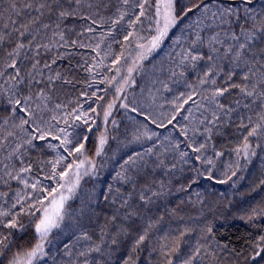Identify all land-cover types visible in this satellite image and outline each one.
<instances>
[{"label": "snow or ice", "instance_id": "1", "mask_svg": "<svg viewBox=\"0 0 264 264\" xmlns=\"http://www.w3.org/2000/svg\"><path fill=\"white\" fill-rule=\"evenodd\" d=\"M0 264H264V0H0Z\"/></svg>", "mask_w": 264, "mask_h": 264}, {"label": "trees", "instance_id": "2", "mask_svg": "<svg viewBox=\"0 0 264 264\" xmlns=\"http://www.w3.org/2000/svg\"><path fill=\"white\" fill-rule=\"evenodd\" d=\"M253 198L259 199L257 193H252L251 196H248L247 199L252 200ZM218 224L220 222H217ZM221 231H227L232 237L233 241L237 244H241L242 240H237V237L243 236L246 232V225L242 221L239 220H230L228 224L220 229Z\"/></svg>", "mask_w": 264, "mask_h": 264}]
</instances>
